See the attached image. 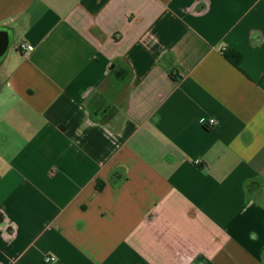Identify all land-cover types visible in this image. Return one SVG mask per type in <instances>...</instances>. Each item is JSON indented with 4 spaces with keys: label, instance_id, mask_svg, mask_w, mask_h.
<instances>
[{
    "label": "crops",
    "instance_id": "1",
    "mask_svg": "<svg viewBox=\"0 0 264 264\" xmlns=\"http://www.w3.org/2000/svg\"><path fill=\"white\" fill-rule=\"evenodd\" d=\"M50 255L264 264V0H0V264Z\"/></svg>",
    "mask_w": 264,
    "mask_h": 264
},
{
    "label": "trees",
    "instance_id": "2",
    "mask_svg": "<svg viewBox=\"0 0 264 264\" xmlns=\"http://www.w3.org/2000/svg\"><path fill=\"white\" fill-rule=\"evenodd\" d=\"M225 58L228 62H230L233 66L239 68L240 62L242 60V56L239 53L234 51L224 53ZM112 80L114 84H118L120 82H124L127 80L128 72L124 68H117L112 73Z\"/></svg>",
    "mask_w": 264,
    "mask_h": 264
},
{
    "label": "built area",
    "instance_id": "3",
    "mask_svg": "<svg viewBox=\"0 0 264 264\" xmlns=\"http://www.w3.org/2000/svg\"><path fill=\"white\" fill-rule=\"evenodd\" d=\"M33 50H34L33 46L27 45L25 43H21L18 45V51L20 52L31 53ZM202 120H203V123H202L203 125H206V126L208 125L209 127H212L215 125V120H209V121H207L206 119H202ZM199 163H200L199 161L196 162V164H199ZM45 261L46 263H49V264H54L58 262L57 258L52 255L47 256L45 258Z\"/></svg>",
    "mask_w": 264,
    "mask_h": 264
},
{
    "label": "clouds",
    "instance_id": "4",
    "mask_svg": "<svg viewBox=\"0 0 264 264\" xmlns=\"http://www.w3.org/2000/svg\"><path fill=\"white\" fill-rule=\"evenodd\" d=\"M214 122V121H213ZM201 123H203V120H201Z\"/></svg>",
    "mask_w": 264,
    "mask_h": 264
}]
</instances>
